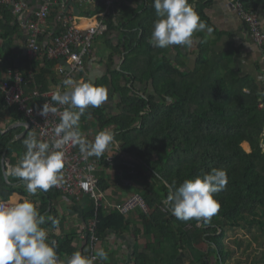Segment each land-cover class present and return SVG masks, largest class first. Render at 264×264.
<instances>
[{"label": "trees", "instance_id": "1", "mask_svg": "<svg viewBox=\"0 0 264 264\" xmlns=\"http://www.w3.org/2000/svg\"><path fill=\"white\" fill-rule=\"evenodd\" d=\"M139 1L141 3L138 4ZM212 1L189 0V3L200 19L213 29L212 33H216V27L204 13ZM237 1L247 11L260 13L259 10L264 9V0ZM132 4L136 5V9L121 6V15L124 17L122 25L131 30L126 38V42L130 43L126 45L125 42L118 49L109 43V53L102 59L107 71L101 79L93 82L84 74L80 77H84L83 81L116 90L119 96L118 113L112 116L102 114V104L97 108L86 109L81 119L93 111L103 127H113L114 142L111 145L117 143L122 152L121 156L115 158V166L124 173L131 171L128 165L135 166L136 175L125 173L124 176L126 180H133L142 186L138 193L145 200L148 210L146 233L154 240L149 237L145 246L134 251L133 264H186L184 251L189 250L192 242L195 245L205 243L211 247V252L216 256L215 264H248L249 261L234 259L236 248L231 249L225 237L227 230L235 231L246 225L252 238L245 244L246 236H236L238 245L244 244L243 252H249L251 247L258 255L264 252V220L260 218L264 217V152L261 147L264 113L258 108L262 97L261 84L253 76H243L235 69L233 49L216 51L218 37L209 40L204 33H196L195 36L200 40L194 52H189L187 48L181 49V45H172L167 49L154 47L149 43L153 22L157 19L153 0H136ZM95 8H81L80 17H93L101 12L102 0ZM140 10L144 13L142 20L139 16V19H127L124 14L129 11L130 15H135ZM59 14L60 9L52 10V17ZM127 20L129 23L125 24ZM17 23V18L7 9H1L0 59L6 60L24 76L29 71L33 72L34 78L23 86L25 96H32L37 91L50 93L53 81L57 83L55 67L58 61L43 55L42 62H31L21 52L13 54V41L20 31ZM111 28H117L116 22L111 23ZM262 48L264 50V46ZM172 49L178 51L176 58L169 57ZM122 52L128 53L119 68L121 59L118 56ZM189 54L196 55L193 69L188 65ZM136 85H150L153 93L139 91ZM245 90H249V93ZM43 102V98L32 101L35 109H39ZM14 107L7 106L0 94L1 109H7L20 124L29 121ZM29 133H35L40 138L33 128L24 126L5 133L0 131L2 200H8L15 193L28 197L25 189L12 184L14 178L4 179L2 160L4 157V162L12 164L11 147L21 157L26 151L23 140ZM245 143L250 145V152L244 148ZM100 158L101 164H104L106 155ZM213 168L226 170L228 177L226 187L214 196L220 204L218 213L207 221L178 220L163 204L169 194L167 186L178 188L185 179H193ZM100 187L104 191L109 186L103 181ZM44 193L46 197H43L48 202L62 195L55 187ZM47 206L48 203L45 208ZM92 212L93 218L95 212ZM96 217V231L100 237L106 230L125 227V218L119 213L106 217L98 213ZM50 226L53 227L52 224ZM56 238L59 251L71 252L74 249H68L72 238L62 242V245ZM188 264L211 262L200 253L191 257Z\"/></svg>", "mask_w": 264, "mask_h": 264}, {"label": "clouds", "instance_id": "2", "mask_svg": "<svg viewBox=\"0 0 264 264\" xmlns=\"http://www.w3.org/2000/svg\"><path fill=\"white\" fill-rule=\"evenodd\" d=\"M153 7L157 19L153 22L149 43L154 47L160 49H167L172 45L190 47L195 32L206 28L208 33L213 31L200 19L189 0H153ZM93 9L96 10L95 7ZM81 11L79 9V15H76L72 9L76 18L80 17ZM100 13L102 12L96 15ZM93 17L80 18L84 20ZM112 22H116L118 27L117 21L109 20V31L97 40L106 37L110 30H116L111 28ZM64 65L68 66L66 61ZM84 73L75 76H79L78 81L73 79L74 77L66 78L62 82L65 86L64 90L61 91L57 87V90L51 94V101L56 105L66 106L63 111L49 103H44L40 108L39 114L44 117L49 113L59 114L60 122L53 129L54 138L51 141L41 140L35 133H29L23 140L26 151L18 162L15 165H8L7 168L4 166V179L18 178L29 196L36 195L38 190L47 192L52 187L62 185L65 146L69 144L78 146L82 157L86 160L93 156L101 157L114 142V133L108 128L98 131L92 141H89L86 134L81 131V116L85 114L86 109L101 106L108 97V90L104 85H96L94 81H83L84 77L82 76L81 79L80 75ZM101 108L105 109L103 105ZM112 146H116L118 151H112L113 154L109 156L115 158L121 156L122 152L120 153L117 143ZM6 163L8 162H4V165ZM227 182L226 170L213 168L193 179H185L178 188L174 189L173 185H168L169 194L163 204L178 220H210L220 209V204L214 196L226 187ZM0 200L4 201L0 202V264H96L97 260L109 259L108 252L100 248L94 255L74 251L70 256L66 254L62 261L59 256L58 240L50 241L48 231L43 227L46 220L51 219L53 227L58 228V220L40 214L34 202L28 197L20 198L15 203L10 202L9 199L0 198ZM7 202L13 204L9 205ZM143 214L147 215L148 210ZM94 219H97L96 215ZM84 244L86 246V240Z\"/></svg>", "mask_w": 264, "mask_h": 264}, {"label": "crops", "instance_id": "3", "mask_svg": "<svg viewBox=\"0 0 264 264\" xmlns=\"http://www.w3.org/2000/svg\"><path fill=\"white\" fill-rule=\"evenodd\" d=\"M131 2L135 3L136 0H131ZM131 2H128L127 0H121L120 3L116 4L112 19L113 21H117L118 27L116 28V30H110V32H112H109L106 37H103L107 42V48L104 50L101 49V52H99L97 46L100 39L96 41L91 61L88 62L87 70L84 73V75L91 81L93 80L94 82H96L97 80L101 79L107 71L105 63L102 59L104 55L109 53L107 51L109 43H111L114 47H116V49H118L121 47V44H125L127 34L131 33L130 29L124 28V26L122 25L124 17H122L121 15L123 13L121 11L122 5H124L125 7L128 6V8H132L133 10L136 9V5L132 4ZM102 3L103 10L101 12L103 13L106 10L104 1H102ZM137 3L139 4L141 3V1ZM144 3H146V1H144ZM259 11L261 13V23L264 27V9L261 8ZM127 12L128 14L124 12L127 19L129 17H132L134 19L135 17L137 18L139 16L142 20L144 17V13H141V10L138 11L135 15H130V12ZM204 13L208 17L209 21H211V23L216 27L217 32L208 33L207 29L200 32H195L193 34V43L190 48L196 46L200 40L199 37L195 36L196 33H204V35L207 36L209 40H215L216 37H218L215 44L216 51L220 52L227 51L229 48L233 49L235 69H238L241 72L240 74L243 76H253L261 84V87L264 90V50L253 41L248 26L241 21L239 16L236 15L231 6V1L213 0L212 4L208 8L204 9ZM139 17L137 19H139ZM53 19L54 17H51V22L53 21ZM84 20H86V22ZM84 20L78 17L76 18V21H78L76 23L79 25L81 24L83 25V27H85L88 24V18H85ZM107 20L111 21V17L108 16ZM53 23H55V21ZM128 23L129 22L127 20L125 24ZM17 24L20 31L17 33L15 40L13 41V54L18 55L19 52H21L22 55L26 56L24 46L25 35L24 32L21 31L22 28L19 20ZM1 33L2 30L0 29V34ZM217 33H220L221 35L218 36ZM41 41H43L42 38ZM128 43L130 42H126V45ZM42 47H45V45H42ZM185 48L182 46V49ZM188 51L194 52L196 51V49H189ZM128 52H130L129 49ZM128 52H122L123 54L118 56V58L121 59L119 61V68L122 66V59H124L125 54ZM184 54L186 55L187 51H185ZM177 55L178 53L175 50L169 53L170 58H176ZM189 55L190 58L187 59L188 65L193 69L195 63L193 67H191V59H193L194 57L196 62V55ZM28 59L31 60V62H42V57L40 56L35 59H30L28 57ZM258 66H260V68ZM13 67L9 65L6 60L0 61V78H2L3 80L8 79V69H10L13 73H20ZM30 72L31 71H29V73ZM55 75L57 76V83H54V81L52 80L53 83L51 85V90L57 89V87H59V85L64 80L60 74V68L58 66L55 67ZM136 87H138L139 91L147 90L149 94L153 93L150 85H136ZM107 90L110 97H108L109 101L106 100L103 103V108L105 109H103L102 114L106 116H112L119 112L120 100L118 93H116V90L110 88H107ZM18 123L19 122L15 121V119L11 116L7 109L0 108V131L2 133H5L6 131L11 129H18L20 127H23L21 125H17ZM80 128L81 131L86 134V138L89 141L94 140L95 134L102 129L108 128L113 131V127L111 126L103 127L97 115H95L93 111H90L88 115H85L84 118L81 119ZM245 144L248 146V149H246V151L250 152V145L248 143ZM110 149H116V146H112L110 144L103 154H105L106 156L112 155L113 153ZM9 151L12 154L13 160L18 162L20 155L14 153L12 147ZM125 173L129 174V171ZM125 173L117 167L112 168L106 164H102L99 178L101 182L104 181V183L109 187L104 191L102 190L104 192V201L103 205L99 208L97 215L98 213H101L104 217H106L119 213L125 218V227L120 228L119 230H106L103 235H101L100 242L97 245V250H99L100 248L106 250L108 252L109 259L107 261L98 260L96 264H133L134 251H136L139 247L141 248L142 246H145V243L148 239L151 238L152 240H154L153 237L148 236L146 233L147 217L140 209H134L127 215L121 213L118 210V206L126 203L133 195H141L140 193H138V190H142V186H140L138 182H135L133 180H126L124 176ZM127 181H129L130 184H127ZM12 184L19 185L21 189H25V186L20 182L18 178H14ZM25 192L27 193L26 189ZM43 196L46 197L45 193L38 190L36 195L28 197L31 198V200L34 202L40 214L50 216L52 219L59 221L58 228L50 226V224H52L51 219L46 220L45 224L43 225V227H45L48 231V238L50 237L49 240L53 241L57 239L56 237H58L61 244L62 242L68 241L70 240V238H72V243H69L68 249H74H71V252L60 251L59 256L61 260L63 261L65 259L66 254L70 256L74 251H81L83 254H86L84 234L86 233L88 223L95 218V216L92 218L93 210L96 215L95 207L93 206V202L91 201V199L85 197V195H82L80 197L81 200L78 201L75 197L62 194L58 196L54 201L48 202ZM20 198L24 197L15 193L9 198V201L15 203ZM47 203L49 207L47 206L46 210L45 204ZM254 244L256 245L257 242L254 241Z\"/></svg>", "mask_w": 264, "mask_h": 264}, {"label": "built area", "instance_id": "4", "mask_svg": "<svg viewBox=\"0 0 264 264\" xmlns=\"http://www.w3.org/2000/svg\"><path fill=\"white\" fill-rule=\"evenodd\" d=\"M102 1H104L106 11L93 18H88V24L85 27H80L75 22L76 17L72 13L70 4H76L81 11V8L93 9L100 5V0H31V3L30 0H0V11L5 8L14 18L19 20L21 31L25 35L24 46L27 56L30 59H35L46 55L49 59L57 60L60 74L65 80L68 77L72 78L85 72L93 55L95 41L109 31L107 17L110 16L113 20L115 6L121 0ZM230 1L236 15L248 26L253 41L262 48L264 46V28L261 26L260 13L254 10H245L237 0ZM57 8L60 9V14L51 22L52 10ZM54 21L55 23H53ZM41 38L43 41H41ZM42 45H45V47H42ZM64 61L67 62L68 67L64 65ZM7 73V80L0 78V94H2L5 104L16 106L19 112L29 119L23 125L27 129L33 128L40 135L38 139L51 141L54 138L53 129L60 122L59 114L49 113L47 117H44L39 112L44 103L52 104L63 111L66 106H59L51 101V94L57 89L51 90L47 94L37 91L32 96H25L23 86L34 78L33 72L31 71L24 76L20 73H13L8 69ZM59 88L61 91L64 90L63 83L59 85ZM39 98H43L44 102L39 109H35L32 101ZM258 108L264 113V90ZM262 138L261 147L264 152V132ZM64 151L63 183L60 187L55 188L61 194L75 197L78 201L81 200L82 195H85V197L91 199L97 212L104 201V192L100 188L99 178L102 168L101 158L93 156L85 160L79 151V147L71 144L65 146ZM114 160V156H109L106 158L105 164L113 167L115 165ZM8 165L6 163L4 166L7 168ZM128 166L131 168L129 175H136L135 166ZM126 183L130 184L129 181ZM0 202L4 201L0 200ZM7 203L9 205L13 204ZM136 208L144 213L147 212L145 201L138 194L132 196L123 205L118 206V210L125 215ZM97 224V219L92 220L84 234L86 255H94L98 251L97 245L100 236L96 231Z\"/></svg>", "mask_w": 264, "mask_h": 264}, {"label": "rangeland", "instance_id": "5", "mask_svg": "<svg viewBox=\"0 0 264 264\" xmlns=\"http://www.w3.org/2000/svg\"><path fill=\"white\" fill-rule=\"evenodd\" d=\"M75 22H78V21L75 20ZM183 47L185 48V46H183ZM97 48H98V51L99 52H101V49L104 50V49L107 48V42H106V40L104 38H101L100 39ZM186 48H189L191 50H194V49H196V46H194L192 48L186 46ZM173 50L174 49H172V51ZM176 52L178 53V51H176ZM191 67H193V63H191ZM73 79H75L77 81L80 80L79 76L74 77ZM245 92L249 93V90H245ZM108 97H110V96L108 95ZM108 97H107V100L109 101ZM261 99H262V97H261ZM17 125H23V124L21 123V124H17ZM244 147H245V149H248V146L246 144H244ZM110 150L111 151H116V150L118 151V149H113V150L110 149ZM16 163L17 162L14 160V161H12V164L11 165H15ZM28 196H29V194H28ZM29 199L31 200V198H29ZM245 218L248 219V220H249V218L251 219V217H249V216H245ZM260 218L262 220H264V217L260 216ZM236 236L238 238H241V237L246 236V238L244 239V243L245 244H246L247 241L250 240V238H252L251 237V234L248 231V227L246 225H244V228H238L235 231H233V230H227V236L225 237L226 244L229 245V247L231 249H235L236 248V250L233 252L234 253V255H233L234 256V259L237 258V261L238 260H242V261L244 260L243 262L249 261L248 264H264V252H262V253H260V255H258V252L256 253L255 250L252 249V247L250 248L249 252H247V251H244L243 252V249H244L243 246H244V244H242L241 246H239L238 245V242H237V239L238 238L236 239ZM206 247H207V245L205 243H200V244H196L195 245V243L192 242L191 246L189 247V250L188 251H184L185 256H186L185 260L187 261L186 264H188L190 262V258L191 257L193 258L194 256L200 255V253H202V256L208 257L209 262H211V264H215V262H216V256L214 255L213 252H211V247H207L209 250H207ZM253 248H255V247H253Z\"/></svg>", "mask_w": 264, "mask_h": 264}, {"label": "water", "instance_id": "6", "mask_svg": "<svg viewBox=\"0 0 264 264\" xmlns=\"http://www.w3.org/2000/svg\"><path fill=\"white\" fill-rule=\"evenodd\" d=\"M70 6L72 7V9H74V12H75V14L76 15H79V9H78V7L76 6V4H74V3H71L70 4ZM69 6V7H70ZM68 7V8H69ZM192 63H193V65H194V63H195V59L193 58L192 59ZM68 67V66H67ZM93 81V80H92ZM25 133V132H24ZM2 166H3V169H4V157H3V160H2Z\"/></svg>", "mask_w": 264, "mask_h": 264}, {"label": "bare ground", "instance_id": "7", "mask_svg": "<svg viewBox=\"0 0 264 264\" xmlns=\"http://www.w3.org/2000/svg\"><path fill=\"white\" fill-rule=\"evenodd\" d=\"M78 26L83 27V25H81V24L80 25L78 24Z\"/></svg>", "mask_w": 264, "mask_h": 264}]
</instances>
